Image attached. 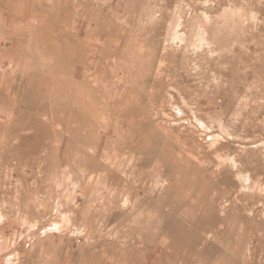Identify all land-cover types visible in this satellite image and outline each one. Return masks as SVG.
I'll list each match as a JSON object with an SVG mask.
<instances>
[{"label": "rangeland", "instance_id": "rangeland-1", "mask_svg": "<svg viewBox=\"0 0 264 264\" xmlns=\"http://www.w3.org/2000/svg\"><path fill=\"white\" fill-rule=\"evenodd\" d=\"M0 264H264V0H0Z\"/></svg>", "mask_w": 264, "mask_h": 264}]
</instances>
